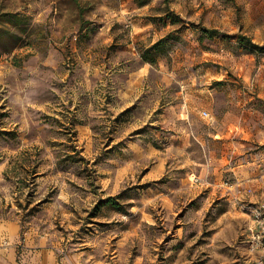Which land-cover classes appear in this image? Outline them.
<instances>
[{
	"label": "rangeland",
	"instance_id": "1",
	"mask_svg": "<svg viewBox=\"0 0 264 264\" xmlns=\"http://www.w3.org/2000/svg\"><path fill=\"white\" fill-rule=\"evenodd\" d=\"M0 28L3 248L15 222L57 264H247L264 0H0Z\"/></svg>",
	"mask_w": 264,
	"mask_h": 264
},
{
	"label": "crops",
	"instance_id": "2",
	"mask_svg": "<svg viewBox=\"0 0 264 264\" xmlns=\"http://www.w3.org/2000/svg\"><path fill=\"white\" fill-rule=\"evenodd\" d=\"M3 228V224L0 222V264H57V256L52 249L45 246L44 238L38 237L37 234L32 232H26L21 238L19 226L15 222H11V239L15 244L23 239L24 250L19 253L14 248H3V240L8 237L6 233L4 234ZM110 253L112 254V260L115 261L118 257L117 250L113 249ZM245 253L249 261L251 256L247 251V245Z\"/></svg>",
	"mask_w": 264,
	"mask_h": 264
},
{
	"label": "trees",
	"instance_id": "3",
	"mask_svg": "<svg viewBox=\"0 0 264 264\" xmlns=\"http://www.w3.org/2000/svg\"><path fill=\"white\" fill-rule=\"evenodd\" d=\"M165 9L168 11L166 18L171 19L172 23H177L178 21L180 22L182 21L179 18V16H177L176 14H174L172 11L169 10L168 6L165 7ZM15 16L16 15L14 14H3V17H8V21H10V19L12 18H15ZM14 25L17 26V23ZM199 31L202 33V35H207L209 38L218 37L219 35V32L217 30L207 29L206 27L203 26H200ZM17 38L18 36L16 33L11 32L8 29L0 28V43L3 41H8L10 43V44H0V56L3 54H7L17 46ZM238 41L240 43L246 44L248 48L251 50L264 52V46H259L257 44H254L253 42H251V40H249L244 36H239ZM160 42L161 40L156 44H152L151 46L146 47L145 50L141 53V57L145 62H149L151 65L155 63L154 58H152L151 56V51L156 50L159 46H161L162 44H159ZM110 200L111 198H108L107 201Z\"/></svg>",
	"mask_w": 264,
	"mask_h": 264
},
{
	"label": "built area",
	"instance_id": "4",
	"mask_svg": "<svg viewBox=\"0 0 264 264\" xmlns=\"http://www.w3.org/2000/svg\"><path fill=\"white\" fill-rule=\"evenodd\" d=\"M204 117L209 114L202 112ZM191 183L198 185L200 179L196 176L191 178ZM250 224L247 238V251L251 259L247 264H264V203L255 204L249 208ZM6 243H2L5 245Z\"/></svg>",
	"mask_w": 264,
	"mask_h": 264
}]
</instances>
